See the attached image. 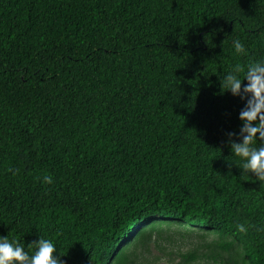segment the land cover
Returning <instances> with one entry per match:
<instances>
[{
    "label": "trees",
    "instance_id": "1",
    "mask_svg": "<svg viewBox=\"0 0 264 264\" xmlns=\"http://www.w3.org/2000/svg\"><path fill=\"white\" fill-rule=\"evenodd\" d=\"M258 59L264 0H0V237L63 264H264L219 80Z\"/></svg>",
    "mask_w": 264,
    "mask_h": 264
},
{
    "label": "clouds",
    "instance_id": "2",
    "mask_svg": "<svg viewBox=\"0 0 264 264\" xmlns=\"http://www.w3.org/2000/svg\"><path fill=\"white\" fill-rule=\"evenodd\" d=\"M232 47L237 55L245 54L240 40H234ZM219 80L222 93H231L244 102L239 113L241 127L238 136L232 132L227 134L231 153L228 163L241 169V176L251 174L256 181L264 182V59L246 66L237 63ZM43 182L51 184V176L45 175ZM237 227L238 231H245L243 225ZM28 247L33 249L31 254L16 240L0 237V264H63L51 239L39 237Z\"/></svg>",
    "mask_w": 264,
    "mask_h": 264
},
{
    "label": "rangeland",
    "instance_id": "3",
    "mask_svg": "<svg viewBox=\"0 0 264 264\" xmlns=\"http://www.w3.org/2000/svg\"><path fill=\"white\" fill-rule=\"evenodd\" d=\"M195 239L193 240H189V241H183L181 239H178V244L176 245V247L178 248H182V249H186V248H189L191 247L192 245H190V242L194 241ZM197 241V240H196ZM195 241V242H196Z\"/></svg>",
    "mask_w": 264,
    "mask_h": 264
}]
</instances>
